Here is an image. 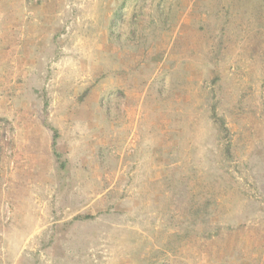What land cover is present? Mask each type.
<instances>
[{
    "label": "rangeland",
    "instance_id": "rangeland-1",
    "mask_svg": "<svg viewBox=\"0 0 264 264\" xmlns=\"http://www.w3.org/2000/svg\"><path fill=\"white\" fill-rule=\"evenodd\" d=\"M0 264H264V0H0Z\"/></svg>",
    "mask_w": 264,
    "mask_h": 264
},
{
    "label": "trees",
    "instance_id": "trees-1",
    "mask_svg": "<svg viewBox=\"0 0 264 264\" xmlns=\"http://www.w3.org/2000/svg\"><path fill=\"white\" fill-rule=\"evenodd\" d=\"M213 117H214V122H215L217 125H219V127H221V129L224 130V127H223L224 123H223V121H222L219 117H217L216 114H213ZM222 127H223V128H222Z\"/></svg>",
    "mask_w": 264,
    "mask_h": 264
}]
</instances>
